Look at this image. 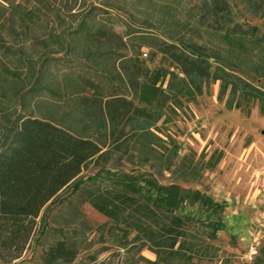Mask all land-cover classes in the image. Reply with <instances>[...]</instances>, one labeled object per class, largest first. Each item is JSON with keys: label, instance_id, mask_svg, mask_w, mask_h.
Masks as SVG:
<instances>
[{"label": "trees", "instance_id": "trees-1", "mask_svg": "<svg viewBox=\"0 0 264 264\" xmlns=\"http://www.w3.org/2000/svg\"><path fill=\"white\" fill-rule=\"evenodd\" d=\"M142 2L139 19L118 0H0V264H19L41 210L42 234L65 192L82 190L119 238L133 232L165 263L194 255L189 224L210 239L224 229V204L178 182L196 167L158 124L217 82L227 109L250 113L257 101L264 114L252 81L264 80V32L245 16L261 18L264 0H190L182 16L168 0ZM90 162L97 169L84 177ZM164 172L173 180L161 182ZM77 254L58 239L41 261Z\"/></svg>", "mask_w": 264, "mask_h": 264}, {"label": "rangeland", "instance_id": "rangeland-1", "mask_svg": "<svg viewBox=\"0 0 264 264\" xmlns=\"http://www.w3.org/2000/svg\"><path fill=\"white\" fill-rule=\"evenodd\" d=\"M118 1L127 3V8L139 19L150 5L145 2L135 4V0ZM168 1L182 16V5L190 0H182L180 5L178 0ZM245 16L264 32V15L261 18ZM119 17L131 22L122 13ZM122 21L119 20L116 27L119 32L126 30ZM26 40L30 41L28 31ZM149 50L147 47L141 49L147 54ZM252 81L264 89V80ZM217 90L218 82L193 102L184 103L170 121L158 124L163 133H168L176 141L178 159L182 158L189 167H196L195 179L178 182L186 189H198L224 204V229L216 233V238L210 239L199 223L189 224L186 240L190 242L194 255L187 251L183 257L165 263L143 246L142 240L133 232L127 240L119 238V231L90 205L81 190L74 194L62 193L63 202L49 206L44 224L46 231L42 234L39 233V223L44 215L41 210L36 219V234L15 261L43 264L42 253L58 239H69L77 248V257L70 264H257L255 259L258 258L264 261V114L257 101L250 113L227 109L223 102H218ZM96 169L93 162L87 163L81 175L88 176ZM159 179L161 182L173 180L169 172H164ZM86 186L91 185L86 183ZM197 209V204L187 206L191 212Z\"/></svg>", "mask_w": 264, "mask_h": 264}]
</instances>
